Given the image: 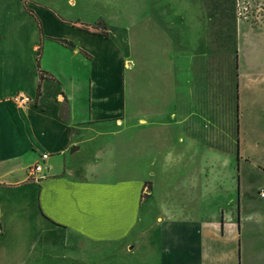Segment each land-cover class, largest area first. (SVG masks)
I'll return each instance as SVG.
<instances>
[{
	"label": "crops",
	"instance_id": "obj_1",
	"mask_svg": "<svg viewBox=\"0 0 264 264\" xmlns=\"http://www.w3.org/2000/svg\"><path fill=\"white\" fill-rule=\"evenodd\" d=\"M209 20L203 0H0V264H261L264 199L198 125Z\"/></svg>",
	"mask_w": 264,
	"mask_h": 264
},
{
	"label": "rangeland",
	"instance_id": "obj_2",
	"mask_svg": "<svg viewBox=\"0 0 264 264\" xmlns=\"http://www.w3.org/2000/svg\"><path fill=\"white\" fill-rule=\"evenodd\" d=\"M203 1L214 39V66L209 67L214 108L199 116L198 125L215 126L216 149L230 154V169L240 177L244 193L260 202L257 192L264 190V0ZM260 261L264 264V258ZM118 264H126V259Z\"/></svg>",
	"mask_w": 264,
	"mask_h": 264
},
{
	"label": "built area",
	"instance_id": "obj_3",
	"mask_svg": "<svg viewBox=\"0 0 264 264\" xmlns=\"http://www.w3.org/2000/svg\"><path fill=\"white\" fill-rule=\"evenodd\" d=\"M15 100L19 104H24L28 101V98L20 94V95L15 97ZM48 158H49V154L42 153L39 156V160L27 168L28 176L34 180H41L43 177H45L44 164ZM258 195L260 198L264 199V190L258 191Z\"/></svg>",
	"mask_w": 264,
	"mask_h": 264
}]
</instances>
